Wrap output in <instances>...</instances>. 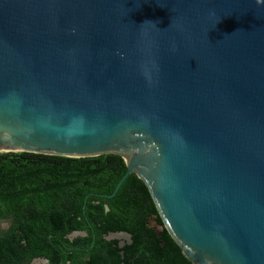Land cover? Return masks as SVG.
<instances>
[{
  "label": "water",
  "instance_id": "water-1",
  "mask_svg": "<svg viewBox=\"0 0 264 264\" xmlns=\"http://www.w3.org/2000/svg\"><path fill=\"white\" fill-rule=\"evenodd\" d=\"M0 153L119 155L191 264H264V0H0Z\"/></svg>",
  "mask_w": 264,
  "mask_h": 264
},
{
  "label": "trees",
  "instance_id": "trees-1",
  "mask_svg": "<svg viewBox=\"0 0 264 264\" xmlns=\"http://www.w3.org/2000/svg\"><path fill=\"white\" fill-rule=\"evenodd\" d=\"M125 172L123 159L114 154L68 158L0 153V222H12L9 233L14 235H53L59 252H49L45 248L36 255L44 254L54 261L55 253L63 263L67 262L70 259V242L64 236L75 228H84L71 226L73 215L90 217V214L98 212L99 218H105L107 213L100 204L105 203L112 208L118 197H124L126 215L142 217L139 210L141 195L148 200L150 212L156 214L146 186L134 173L127 175L114 197L101 199L98 206L93 205L92 198H86L89 193L111 194ZM129 206H134L136 211L132 213ZM111 213L114 211L110 210L108 214ZM121 228L131 234L133 240L142 233L141 225L137 226L138 231L128 223ZM162 237L166 242L162 255L169 264H191L166 230H163ZM122 250L127 255L129 248Z\"/></svg>",
  "mask_w": 264,
  "mask_h": 264
},
{
  "label": "flooded vegetation",
  "instance_id": "flooded-vegetation-1",
  "mask_svg": "<svg viewBox=\"0 0 264 264\" xmlns=\"http://www.w3.org/2000/svg\"><path fill=\"white\" fill-rule=\"evenodd\" d=\"M107 196L89 193L86 198H92L93 205L98 206L101 199L114 197ZM149 197L155 208L150 194ZM140 198L142 201L139 203V210L142 217L135 214L126 215L124 197H118L112 208L105 203L100 204L107 213L105 218H99L98 212L90 214V217L73 215L71 226L80 225L84 228H75L64 236L70 242L68 247L70 259L64 263L55 253L54 261L47 255H36V252H41L45 248H48L49 252L52 250L59 252L53 235L23 233L14 235L9 233L12 222H0V231H5L0 233V264H169L162 255L166 248V242L162 237L165 230L162 221L157 211L156 214L150 212L148 200L142 195ZM128 209L132 213L136 211L134 206H129ZM110 210H113L115 215L108 214ZM82 214L85 215V212ZM127 223L135 226L136 231L137 226H142V233L137 234L134 240L131 234L121 228ZM125 247L129 248L127 255L122 250Z\"/></svg>",
  "mask_w": 264,
  "mask_h": 264
}]
</instances>
